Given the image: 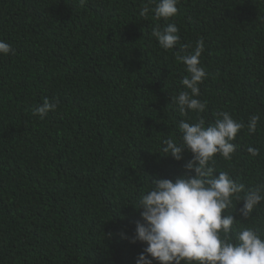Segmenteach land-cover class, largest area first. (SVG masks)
I'll return each instance as SVG.
<instances>
[{
	"label": "trees",
	"instance_id": "1",
	"mask_svg": "<svg viewBox=\"0 0 264 264\" xmlns=\"http://www.w3.org/2000/svg\"><path fill=\"white\" fill-rule=\"evenodd\" d=\"M155 6L0 0V40L13 50L0 55V264H135L145 247L130 243L141 194L184 175L193 158L162 150L169 138L182 142V120L207 126L227 112L242 122L232 159L217 155L214 167L264 189V0H179L168 22L180 40L167 51L152 35L165 26ZM201 39L196 98L207 107L182 114L172 98L188 73L176 53ZM44 98L57 108L41 120L33 113ZM242 207L233 200L225 212L234 228L264 237V201L246 220Z\"/></svg>",
	"mask_w": 264,
	"mask_h": 264
},
{
	"label": "clouds",
	"instance_id": "2",
	"mask_svg": "<svg viewBox=\"0 0 264 264\" xmlns=\"http://www.w3.org/2000/svg\"><path fill=\"white\" fill-rule=\"evenodd\" d=\"M156 6L152 11L155 18L165 21L161 29L154 27L152 35L164 50H172L180 40L179 28L168 22L178 13L179 0H149ZM81 4L85 0H80ZM150 9L145 6L140 15ZM187 47V46H184ZM204 41L198 40L190 54L176 53V59L185 66L188 73L181 83L186 90L172 98L180 113L188 111L203 113L206 102L196 97L199 85L206 79V72L200 65ZM13 54L11 46L0 40V55ZM57 102L44 98L34 110L43 120L50 111H55ZM259 116L253 115L247 124L249 134L257 130ZM245 127L234 120L229 113L220 112L214 123L205 126L199 119L195 123L181 121L182 142L172 138L164 141L163 152L176 161L182 160L185 150L192 153V160L184 165V175L170 179H156L139 199L141 220L136 222L130 243L145 245L137 256L135 264H264V237L253 227L234 228L236 219L225 214L233 200L243 202L240 208L242 219H248L254 208L264 201V189H245L227 171L214 167L219 155L231 160L236 150L232 143ZM252 157L259 155V149L249 147ZM194 173V175H193ZM218 173V175H217Z\"/></svg>",
	"mask_w": 264,
	"mask_h": 264
}]
</instances>
